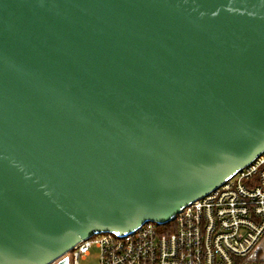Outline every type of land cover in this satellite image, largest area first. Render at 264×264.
I'll return each mask as SVG.
<instances>
[{
    "label": "water",
    "instance_id": "water-1",
    "mask_svg": "<svg viewBox=\"0 0 264 264\" xmlns=\"http://www.w3.org/2000/svg\"><path fill=\"white\" fill-rule=\"evenodd\" d=\"M264 151V0H0V264L163 225Z\"/></svg>",
    "mask_w": 264,
    "mask_h": 264
},
{
    "label": "built area",
    "instance_id": "built-area-1",
    "mask_svg": "<svg viewBox=\"0 0 264 264\" xmlns=\"http://www.w3.org/2000/svg\"><path fill=\"white\" fill-rule=\"evenodd\" d=\"M264 264V151L167 223L79 241L50 264Z\"/></svg>",
    "mask_w": 264,
    "mask_h": 264
},
{
    "label": "rangeland",
    "instance_id": "rangeland-1",
    "mask_svg": "<svg viewBox=\"0 0 264 264\" xmlns=\"http://www.w3.org/2000/svg\"><path fill=\"white\" fill-rule=\"evenodd\" d=\"M99 252L96 248L92 247L90 255L84 261H79V264H98Z\"/></svg>",
    "mask_w": 264,
    "mask_h": 264
}]
</instances>
